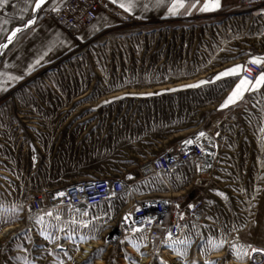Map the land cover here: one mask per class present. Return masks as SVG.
<instances>
[{"label":"rangeland","instance_id":"374dc122","mask_svg":"<svg viewBox=\"0 0 264 264\" xmlns=\"http://www.w3.org/2000/svg\"><path fill=\"white\" fill-rule=\"evenodd\" d=\"M221 33L195 20L116 22L1 98L0 221L14 223L0 225V264H264L249 247L264 248V94L257 103L248 86L223 107L240 82L216 79ZM200 130L221 150L207 174L188 167L142 179L81 220L60 206L30 211L46 190L134 176L156 151ZM133 196L171 201L175 212L201 200L205 216L178 212V239L151 245L123 225Z\"/></svg>","mask_w":264,"mask_h":264},{"label":"crops","instance_id":"0c3cea01","mask_svg":"<svg viewBox=\"0 0 264 264\" xmlns=\"http://www.w3.org/2000/svg\"><path fill=\"white\" fill-rule=\"evenodd\" d=\"M69 1L46 0L38 11L35 10L37 0H8L6 5L0 6V49L17 27L22 29L12 43L2 47L6 50L0 60V100L27 77L69 55L116 23L113 18L100 13L89 27L73 35L48 16L51 11L62 9ZM123 2L133 5L131 12L120 8L140 24H156L165 20H195L215 24L222 30L221 39L225 47L224 54L219 49L218 67L213 70L218 74L242 66L245 59H264V0H220L218 9L208 11L202 10L208 0H183L184 7L178 8L175 13L169 9L177 0ZM116 5L119 7L118 3ZM32 19L35 23L26 26L27 21ZM236 77L240 82L239 75ZM254 85H248L255 92L253 95L261 94L264 86L254 88ZM245 96L243 94L242 98Z\"/></svg>","mask_w":264,"mask_h":264},{"label":"built area","instance_id":"2783aa9c","mask_svg":"<svg viewBox=\"0 0 264 264\" xmlns=\"http://www.w3.org/2000/svg\"><path fill=\"white\" fill-rule=\"evenodd\" d=\"M100 13L113 18L119 24L137 22L108 0H70L62 9L51 11L48 16L57 25L76 35L89 27ZM250 61L251 59H245L242 62L243 67L239 79L247 78L253 84L261 72H264V64L257 65ZM261 94H264V87ZM261 94L253 95L252 98L257 100ZM201 132L205 135L200 136ZM188 140H191L192 143H185ZM220 153V144L216 138L209 132L200 130L189 139L156 151L152 158L139 165L134 176H128L121 172L116 175L88 178L68 185L60 192L64 195H58V203L57 199L52 196V193L55 192L46 190L36 195L29 208L32 213L37 214L44 209H54L56 206H60L72 217L79 220L85 219L86 215L105 203L127 198L132 185L142 179L173 178L188 167L193 168L196 174H207L208 167L212 171L218 166V162L221 161ZM128 208L131 211L128 231L135 236L143 237L151 245L160 243L167 236L177 237L179 235L180 214L178 212L184 213L188 219L194 222H199L205 216V204L201 200H191L182 207L181 211L178 206L179 211L175 212L174 204L171 201L161 198L143 201L140 197L133 196L129 200Z\"/></svg>","mask_w":264,"mask_h":264},{"label":"snow or ice","instance_id":"6c2138e0","mask_svg":"<svg viewBox=\"0 0 264 264\" xmlns=\"http://www.w3.org/2000/svg\"><path fill=\"white\" fill-rule=\"evenodd\" d=\"M46 0H37V2L35 3V10H39L41 8V6L43 4H45ZM112 3L114 4H119V7L123 8L125 11H129L131 12L133 5L130 3H124L123 0H111ZM162 2V0H158V3ZM8 3V0H0V6L6 5ZM184 7V3L183 0H177V2L173 3L171 5V8L169 9V11L175 13L176 10L178 8H183ZM193 7H195V4H193ZM220 7V0H208L207 3H205L204 7H203V11H208V10H214V9H218ZM35 23V20H28L26 26H31L32 24ZM22 29L17 27L15 29V31H13L11 33V35L8 37V43H12L13 38L17 35V33L21 32ZM3 47H7V45H3ZM251 63H255L257 65H261L264 64V59L261 58H253L251 61ZM243 66H237L235 68H232L224 73H221L219 75H217L216 79L219 80L222 77H229V76H237L239 75V73L241 72ZM11 79H18V77H11ZM252 84L251 80H248L247 78L241 79L240 83L236 86V89L232 92L231 96L228 97L226 103L223 105V107H228L230 104H234L237 102V100L241 99L243 97V94L246 91H249L248 85ZM260 86H264V72H261V74L259 75L258 79L255 81V85L254 88H259ZM200 136H204L205 133L201 132L199 134ZM185 143H189L191 144L192 141L188 140L185 141ZM129 179H132V177H129ZM59 196H63V193H59ZM139 210V209H137ZM48 215H51V213H48ZM125 220H127V217H125ZM14 223V221L11 220H4V221H0V225H7V224H11ZM137 231H139V229H137ZM171 235V234H169ZM83 239V238H82ZM223 241L220 244H213L212 245V249L213 250H219L222 247ZM249 247L251 248V252L252 254L255 253H260L262 256H264V248H256V247H252L251 245H249ZM181 255H184V253H181ZM237 255L239 256L240 253L239 251H237ZM244 255H248L247 252L244 253ZM213 264H219V262H213Z\"/></svg>","mask_w":264,"mask_h":264},{"label":"bare ground","instance_id":"6f19581e","mask_svg":"<svg viewBox=\"0 0 264 264\" xmlns=\"http://www.w3.org/2000/svg\"><path fill=\"white\" fill-rule=\"evenodd\" d=\"M2 51V50H1ZM211 169L208 167V169H207V171H210ZM53 195V197H54V199H58V194H56V193H52ZM57 202V201H56ZM58 203V202H57ZM123 222H124V224L123 225H127L128 224V222H129V218L127 219V220H125V217H123ZM166 239V241L167 242H169V241H173V240H175V239H178V235H177V237L176 236H174V235H171V236H168L167 238H165Z\"/></svg>","mask_w":264,"mask_h":264}]
</instances>
